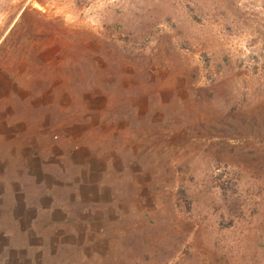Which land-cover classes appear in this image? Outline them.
<instances>
[{
	"label": "rangeland",
	"instance_id": "rangeland-1",
	"mask_svg": "<svg viewBox=\"0 0 264 264\" xmlns=\"http://www.w3.org/2000/svg\"><path fill=\"white\" fill-rule=\"evenodd\" d=\"M3 74L23 264H264V0H0Z\"/></svg>",
	"mask_w": 264,
	"mask_h": 264
},
{
	"label": "crops",
	"instance_id": "crops-1",
	"mask_svg": "<svg viewBox=\"0 0 264 264\" xmlns=\"http://www.w3.org/2000/svg\"><path fill=\"white\" fill-rule=\"evenodd\" d=\"M8 80L9 78H7L5 75L0 77V81H2V84L4 85V88H5L2 90V92L0 91V98L1 97L4 98L6 95H8V93L12 94V92L7 91L6 89L8 87V84L12 85V82ZM1 85H0V88H1ZM1 108L3 107H0V163L1 161L5 162V151H6L7 144L11 143L12 139L15 140L16 138H18L16 132L18 131L17 128H18L19 123L22 122L21 116L23 115L33 116L39 113L37 112L38 110H25L27 113L23 114L22 112L24 110H6L5 108L3 109ZM13 132L15 135H13ZM9 134H12L14 138H8L10 137ZM2 177L5 178L6 176L3 175ZM1 191L2 190L0 186V196L2 195ZM22 191H23L22 189H11V192H9L8 195H9V198L12 197L11 195H14V200H15L16 205L14 204L13 206L10 207V210H11L10 212H12V215H14L15 222L19 221V223L23 222L25 224L27 220V218L25 217L26 215L25 211L27 208H25ZM42 195H44V192H42ZM3 201L4 199L2 200L0 199V209L4 207V204L2 203ZM31 205L32 203L29 206ZM37 211L40 212L41 210L36 208V212ZM35 214L32 216L36 217ZM2 220H0V264H5L6 260H7V264H23V260H24L23 258L25 256V253H27V250L33 249L32 246H36V245H33L31 243H26V241H24L23 242L24 247H21L22 244L16 245L14 242H8L6 238L7 223L5 224L6 221H2ZM31 221L32 219L30 218L29 222ZM29 237H30L29 239H32V236H29ZM22 248H24V250L26 251H22Z\"/></svg>",
	"mask_w": 264,
	"mask_h": 264
}]
</instances>
